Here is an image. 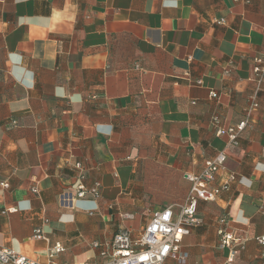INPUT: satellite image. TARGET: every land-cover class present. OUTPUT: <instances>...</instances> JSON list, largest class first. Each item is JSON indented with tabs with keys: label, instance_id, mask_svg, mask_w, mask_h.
Returning a JSON list of instances; mask_svg holds the SVG:
<instances>
[{
	"label": "crops",
	"instance_id": "obj_1",
	"mask_svg": "<svg viewBox=\"0 0 264 264\" xmlns=\"http://www.w3.org/2000/svg\"><path fill=\"white\" fill-rule=\"evenodd\" d=\"M264 0H0V248L50 264L101 263L94 241L178 212L207 159L237 179L182 242L221 264L219 219L242 236L235 264H264ZM198 82H201L198 84ZM259 89V90H258ZM215 94L216 96H212ZM239 142L217 136L245 119ZM93 197L61 200L79 181ZM16 208L13 213H6ZM42 228L49 241L33 239Z\"/></svg>",
	"mask_w": 264,
	"mask_h": 264
},
{
	"label": "built area",
	"instance_id": "obj_2",
	"mask_svg": "<svg viewBox=\"0 0 264 264\" xmlns=\"http://www.w3.org/2000/svg\"><path fill=\"white\" fill-rule=\"evenodd\" d=\"M253 71L258 85H261L264 80V61L257 60ZM200 83L198 82V84ZM212 96L215 97L216 95L212 94ZM257 107L258 103L254 101L248 109L247 117L238 124L228 127L222 126L219 116H214L212 124L217 129V136L227 137L229 146L237 145L240 134L249 124L248 117ZM226 160V153L221 151L215 157L205 160L200 172L186 175L191 187L185 203L178 212H175L171 207L163 208L156 211L150 222L138 232L134 233L123 229L117 232L110 241L92 242L91 248L96 250L98 256L103 260L96 264H187L189 256L183 250L182 242L192 228L202 223V218L198 212L199 203L214 202L222 192L228 191L231 184L237 179L234 173H228L223 181H218L220 172L224 170ZM76 168L80 172L79 181L72 186V191L61 194V200L68 202L73 198H85L87 194L93 197L99 196L101 184L95 182L90 187L86 186L82 182L85 177L83 165L77 163ZM0 187L8 188V181L0 180ZM16 211V208H9L6 213ZM219 222L220 227L217 235L220 247L229 249L226 261L221 264H235V260L245 249L246 239L228 227V216L222 215ZM33 239L49 241L46 233L39 227L34 230ZM256 241L262 247V256L264 257V235L256 237ZM64 251V245L61 242H56L49 250L50 264H56V257ZM0 264L39 263L18 252L0 248ZM76 264L90 263L79 262Z\"/></svg>",
	"mask_w": 264,
	"mask_h": 264
}]
</instances>
